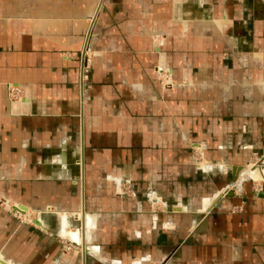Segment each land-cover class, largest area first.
Listing matches in <instances>:
<instances>
[{
	"label": "crops",
	"instance_id": "crops-1",
	"mask_svg": "<svg viewBox=\"0 0 264 264\" xmlns=\"http://www.w3.org/2000/svg\"><path fill=\"white\" fill-rule=\"evenodd\" d=\"M0 263L264 264V0H0Z\"/></svg>",
	"mask_w": 264,
	"mask_h": 264
},
{
	"label": "built area",
	"instance_id": "built-area-1",
	"mask_svg": "<svg viewBox=\"0 0 264 264\" xmlns=\"http://www.w3.org/2000/svg\"><path fill=\"white\" fill-rule=\"evenodd\" d=\"M87 57L88 56H87L86 50L83 49L80 52V87H81V90L84 88L88 80V76H87L88 59ZM239 209L240 207L238 206V207L233 208V211L239 210Z\"/></svg>",
	"mask_w": 264,
	"mask_h": 264
},
{
	"label": "rangeland",
	"instance_id": "rangeland-1",
	"mask_svg": "<svg viewBox=\"0 0 264 264\" xmlns=\"http://www.w3.org/2000/svg\"><path fill=\"white\" fill-rule=\"evenodd\" d=\"M256 165H257V164H256ZM256 165H255V166H256ZM9 207H10V206H9ZM10 209L13 210V208H10ZM44 211H47V208H45ZM36 212H37V219H38V221H39L38 224L34 223V221L30 219V213H29V212H28V214H27L26 216H23V215H20L19 213H17L16 211H14L15 214L17 213V214H19V216H21V217L23 218L22 221L29 222L31 225H36V226H39V227L43 228V226L39 225V224H41L39 218H40L42 212H41V210H37ZM19 219H20V218H19ZM71 243H73L74 246H75V245L77 246V245L80 244L79 241H74V242L71 241ZM76 246H75V247H76ZM89 250H90V249H89Z\"/></svg>",
	"mask_w": 264,
	"mask_h": 264
},
{
	"label": "water",
	"instance_id": "water-1",
	"mask_svg": "<svg viewBox=\"0 0 264 264\" xmlns=\"http://www.w3.org/2000/svg\"><path fill=\"white\" fill-rule=\"evenodd\" d=\"M241 170H242V167H241V166H233V168H232V171H233V174H232V182H233V183L237 180L238 175H239V173H240ZM228 189H229V188H228ZM232 193H233L232 191L230 192V194H229V192H225V194H226V195H229V196H231ZM14 208H15V207H14ZM33 221H34V223H36V224L39 223V221H38L37 218H35ZM70 244L74 245V244L71 243V242H70ZM75 246H76V245H75ZM77 247H81V244L77 245Z\"/></svg>",
	"mask_w": 264,
	"mask_h": 264
},
{
	"label": "bare ground",
	"instance_id": "bare-ground-1",
	"mask_svg": "<svg viewBox=\"0 0 264 264\" xmlns=\"http://www.w3.org/2000/svg\"><path fill=\"white\" fill-rule=\"evenodd\" d=\"M90 29V28H89ZM159 70H163L165 73V76H170V71L169 69H166V68H162V67H159ZM167 81H170V77L168 78ZM16 211H19V214L20 215H23V216H26L27 215V211H23V209H21L20 207H16ZM77 238V237H76ZM1 264V263H0Z\"/></svg>",
	"mask_w": 264,
	"mask_h": 264
}]
</instances>
